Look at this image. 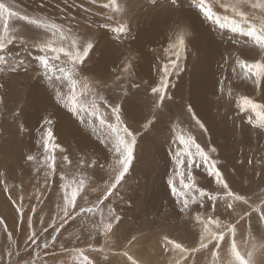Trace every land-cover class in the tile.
<instances>
[{
  "label": "rangeland",
  "instance_id": "obj_1",
  "mask_svg": "<svg viewBox=\"0 0 264 264\" xmlns=\"http://www.w3.org/2000/svg\"><path fill=\"white\" fill-rule=\"evenodd\" d=\"M203 2L223 23L230 18L241 25L238 36L232 38L235 42L242 37L241 33L247 36L250 29L258 34L264 31V0ZM0 3L20 16L60 25L65 33L61 37L59 32L53 34L17 16L8 19L5 32L4 20L0 19V35L6 37V47L0 50V56L5 58L0 61V264H86L85 256L91 264H185V261L237 264L233 244L251 264H264V125L251 108L242 110L244 98L264 105V75L247 74L246 80L249 77L252 80L248 84L240 82L245 89L238 91L229 84L216 83L215 91H207L209 122L193 108L204 128L196 123L186 99L187 72L197 58L195 49L187 44L194 27L189 25L187 11L199 14L202 25L216 24L203 18L201 0H0ZM165 14L168 16L155 24L159 15ZM120 27L125 30L115 31ZM222 29L225 28L210 32L219 33L220 40L232 43L227 38L231 32ZM8 40L13 43L8 44ZM88 43L93 45L88 58L82 65L77 62L73 75L78 100L85 108L94 97L99 101L100 96L109 105H121V120L137 139L130 169L115 194L103 202L99 211L81 214V208L92 207L114 182L119 159L112 147L110 131L102 128L96 117L89 123L87 113L81 121L66 103L72 86L67 79H58L62 75L59 68L74 67L68 53H82ZM224 44L221 42L219 46ZM247 44L251 52L245 62L264 63V47L252 39ZM45 45L65 51L58 54V59H52L57 53L42 51ZM177 52L180 68L171 74L168 97L161 103L151 88L159 83L162 67L176 59ZM227 53L219 52L216 58L217 63L223 59L226 62L217 70L221 82L228 79L230 68L236 67L235 61L230 60L234 54ZM39 55L50 58L52 71L45 73L38 62ZM91 71L100 75H86ZM30 87L41 88L42 96ZM98 106L105 123H115L110 108L103 101ZM57 122L60 124L56 125ZM49 128L53 132L52 143L57 147L46 152L43 141ZM180 136L191 137L209 152L229 189L245 197L247 203L232 201L233 207L228 208L223 200H218L215 206L210 201L202 206L197 200L182 211V198L172 194L168 183L171 180L179 192L178 173L188 182L186 164L178 166L175 159V153L183 150ZM106 139L108 143L102 142ZM49 156L53 157L51 161ZM192 176L197 188L223 195V187L204 168L194 169ZM81 180L84 183L76 206L74 210L69 207L73 218L57 233L56 228L64 218L63 186L68 185L70 193ZM18 208H22V213ZM110 208L121 217L119 222L109 213ZM197 215L204 221H218L208 227L224 232L223 240L205 237L206 246L201 248L204 224L196 220ZM101 219L112 224L110 231L103 230ZM227 225L234 232L227 231ZM33 234L39 247L29 242ZM166 240H173L187 253L174 249L172 244L166 245Z\"/></svg>",
  "mask_w": 264,
  "mask_h": 264
},
{
  "label": "snow or ice",
  "instance_id": "obj_2",
  "mask_svg": "<svg viewBox=\"0 0 264 264\" xmlns=\"http://www.w3.org/2000/svg\"><path fill=\"white\" fill-rule=\"evenodd\" d=\"M201 13L203 15V18L206 20L214 21L217 24H220V18L213 12L211 7H207L204 5L203 0H201ZM17 16L19 19L27 22L28 24L35 25L37 27H40L42 29H47L53 34L59 32L61 37L65 36V33L60 25H57L55 23H46L42 22L37 19H30L28 16H20L19 13L14 12L10 7L6 6L4 3H0V19L4 20V30L7 32L8 28V19L10 17ZM223 27L224 25L221 24ZM125 29L123 27L115 29L117 32H123ZM233 31H239V25L236 24L233 27ZM249 36L254 37V40L257 44H259L261 47H264V31H261L259 34L255 29H250L247 33ZM6 37L4 35H0V50L4 49L6 47L5 44ZM13 43V40H8V44ZM180 44H183V40L180 41ZM93 45L91 43L86 44V46L83 47L82 53L80 51H76L73 53H68L72 57V63L74 67L65 69L63 67L59 68L58 71L62 75L58 77V79H67L71 86H72V94L68 96L66 103L70 105L71 111L80 117L81 121L84 120V113H87V116L89 118V123H91V118L96 117L99 119V124L102 128H106L110 131V138L112 139V147L114 148V151L116 155H118L119 159L116 161V165H118V174L115 176L114 182H112L107 188L106 191H104L103 196L100 200H98L92 207H89L87 209L81 208L80 213H95L99 211L102 207V204L104 201L109 199L112 195L115 194V191L118 188V185L122 181V178L125 177L127 172L130 169L131 162L134 158V147L136 144V135L133 131L129 129L128 126L123 124V121L121 120V110L122 106L119 104H116L115 106L109 105L105 98L103 96L99 97V101H103L104 104L110 108L111 115L114 117L115 123H105V120L101 118L100 114V108L98 106V100L94 97L93 101L90 105H88L87 108H85L84 104L78 100L77 93H76V85L77 81L73 78V75L76 71L75 65L77 62L79 65H82L86 59L88 58V53L92 49ZM42 51H51L53 53H57L56 56H53L52 59H58L59 53H63L65 50L63 48H51L49 45L43 46L41 49ZM4 57L0 56V61H4ZM38 62L42 65V67L45 70V73H48L52 71V67L50 66V58L46 55H39L38 56ZM238 66L245 72V74H252L256 75L257 77L264 75V63L262 62H255V63H246L243 60L237 61ZM180 68L179 65V52L176 53V59L170 60L168 64H165L162 69V75L160 77L159 83L151 88V93L154 95H157L160 99V102L163 103V101L168 97V90L170 88V76L173 73V71H178ZM87 87V85H85ZM59 96V93L57 94ZM244 108H251V110L255 113L258 120L261 122L262 125H264V105L253 103L251 100L244 98L242 101V110ZM90 109V111L88 110ZM189 112H192L193 119L196 120V123L199 124L201 128H204V125L200 122L199 119L196 118L195 113L192 110L191 105H189L188 108ZM48 123H51L50 121ZM53 140V132L51 128H49L45 134H44V148L45 151H51L57 147L54 143H52ZM102 142L108 143V140H103ZM179 143L183 146L182 152L175 153V159L177 165L186 164L187 166V180L188 182L185 183L183 174L178 173L181 175V190L178 192L176 186L173 184L171 180L168 181L171 192L174 196L177 198H182V211L187 209L190 202L199 201L202 206H204L207 202H211L213 206H215L216 202L218 200H223L227 203L228 208H232L233 204L232 201H244L245 197H242L238 194H235L229 189L228 183L225 181L222 173L218 169L216 162L214 160L210 159L209 152H206L198 143H196L191 137H188L185 139L184 136L179 137ZM194 147V151L192 150ZM212 151H215L213 148ZM181 157H186V160H182ZM28 159H32V157H28ZM53 157L49 156L48 160L51 161ZM204 168L206 174L210 178H214L215 182L218 185H221L223 187V195H213L207 192L203 188H197L196 183L194 182V178L192 176V172L194 169ZM83 180L80 181L79 185L77 187H73L71 189V192L68 191V185H64L65 193H64V218L61 222V225L59 228H56V232L59 233L60 229L68 223L69 220L73 218V212L69 211V207L71 206L74 210L76 206V200L78 193L80 189L83 187ZM198 193V195H196ZM18 212L22 213V208L17 209ZM109 213L114 216V219L116 222H119L121 219L120 216L115 215V213L112 212L111 208L109 209ZM196 220L204 224V231L201 234V244L200 247L203 248L206 245L204 244L205 237H211V239L216 240L217 242L223 240L225 233L224 232H215L212 231L208 225L209 224H218V221H212L211 219L204 221L202 218L197 215ZM2 223V221H0ZM101 224L103 226V230L105 232H108L112 228L111 223H104L103 219H101ZM227 231L234 232V228L231 225L226 226ZM53 239H55V236H53ZM29 242L33 246L39 247L37 243V237L35 234L29 236ZM47 241H45V247H47ZM172 244L173 248H180L183 252L187 253V249H183L181 245H177L174 241H168L166 240V245ZM193 252L195 249L192 250ZM232 253L233 256L237 262V264H251V261L248 259H245L244 256L241 255V253L237 250L235 244H233L232 247ZM83 260L86 262V264H91L90 261H88V258L85 256L83 257ZM185 264L187 262L185 261Z\"/></svg>",
  "mask_w": 264,
  "mask_h": 264
},
{
  "label": "bare ground",
  "instance_id": "obj_3",
  "mask_svg": "<svg viewBox=\"0 0 264 264\" xmlns=\"http://www.w3.org/2000/svg\"><path fill=\"white\" fill-rule=\"evenodd\" d=\"M194 1V0H193ZM199 4V6H198ZM196 5V8L199 9L200 8V2H197ZM138 13V12H137ZM186 13V12H185ZM216 13V12H214ZM110 14V13H109ZM188 15V20H190L189 22V25H193L192 29H191V36L190 38H188L187 40V44L190 45L189 47L192 48V49H195L196 53H197V58L194 60L193 63H191V67H190V70L187 72V75L189 76L188 78V82L186 83L187 84V91H186V99L187 101L190 103V105L192 106V109H196L195 112L199 115V117H201L202 119L206 120V123L209 122V119H208V115H207V111L210 107V101L208 99V94H207V91L211 92V91H215V84L216 83H223V84H229L230 87L234 88L235 91H238L239 89H245V87L243 86L242 83L240 82H246V84H248L252 79L251 77L248 78V81L246 80L247 78V75L240 71V69L238 68V64H237V61L238 60H243V61H246L247 60V56L248 54L251 52V49L249 48L248 44H247V40L248 39H252L254 40V37L252 36H249L248 34H246L247 36H244L243 33H241L239 36H242L240 37V39L235 42L232 40L233 37H237L238 33L240 31H233V27L236 25V23H234L232 20H230L229 18V21H225V23H223L222 19H220L221 23L220 24H213L214 21L212 22L213 26L212 25H202L200 24V19H199V14H195L193 11H187V14ZM139 16H142V15H139ZM168 15L165 14V15H159V19L156 20V23H158L159 20L161 19H164L166 18ZM162 17V18H161ZM234 17V16H233ZM145 19V18H144ZM176 20V19H175ZM135 22V21H133ZM170 23V20L167 21ZM208 22V21H207ZM210 22V20H209ZM208 22V23H209ZM131 23V22H130ZM165 23V21L163 22ZM222 25L223 28H225L227 31L231 32L230 34V37L227 36V38H230L231 39V42H226L224 40H220L219 37L221 36V34L219 33H215L217 32V30H221L222 28ZM238 24V23H237ZM239 25V30H241V25ZM217 29H216V28ZM224 29V31H225ZM214 30L215 32L211 33L210 31ZM223 31V29H222ZM223 31V32H224ZM242 32H245V31H242ZM221 33V31H220ZM248 33V32H247ZM226 34V33H225ZM228 34V33H227ZM226 39V37H225ZM229 39V40H230ZM223 42V43H226L225 46H219L220 43ZM228 43V44H227ZM187 46V45H186ZM219 52L221 54H224L226 52H228L227 54H234V58L232 57V59H230L231 61H235L234 63H236V71L232 72L235 68H230V71H228V79L225 81V82H221L218 80V68L219 66L224 62L226 63L225 59H221L222 61L220 63H217L216 61V58L219 54ZM193 53V52H192ZM191 53V54H192ZM228 56V55H227ZM252 56V54L250 55ZM191 58V57H190ZM218 59V58H217ZM251 60V59H250ZM249 60V61H250ZM233 63V64H234ZM249 63V62H247ZM110 64V62H109ZM96 66V65H95ZM112 66V64H111ZM110 67V65H109ZM141 70L142 71H145L146 68L145 66H142L141 65ZM242 70V69H241ZM93 71V70H92ZM92 71L86 75H90V74H95V76H98L100 75L98 73V75H96V73H92ZM93 76V75H92ZM77 78V77H76ZM61 80V79H60ZM69 82V81H68ZM67 82V83H68ZM255 84L256 81L254 82ZM61 84V83H60ZM58 84V86L60 85ZM70 84V82H69ZM71 85V84H70ZM49 86V85H48ZM65 86V85H64ZM185 86V85H184ZM264 86V85H263ZM46 87V86H45ZM63 87V86H62ZM66 87V86H65ZM222 87V86H221ZM260 87V86H259ZM51 88V87H50ZM60 88V87H59ZM262 88V87H261ZM30 89H32V91H39V95L42 96V89H38V88H34V87H30ZM65 89V88H63ZM62 89V90H63ZM248 90L250 89L249 88V85H248ZM45 90V89H44ZM48 90V89H47ZM262 90V89H261ZM53 91V90H52ZM58 91V89H57ZM61 91V90H60ZM64 92H66L65 90H63ZM68 91V90H67ZM182 91V90H181ZM185 91V90H184ZM50 92V91H49ZM60 93V92H59ZM67 93V92H66ZM263 93H264V87H263ZM50 94V93H49ZM63 94V93H62ZM65 94V93H64ZM52 95V94H51ZM64 96V95H62ZM211 100V99H210ZM131 102V101H130ZM52 102L50 101V104ZM132 103V102H131ZM129 104V107H130V103L128 102ZM126 104V105H128ZM51 107V106H50ZM57 107V106H56ZM61 107V106H60ZM63 107V106H62ZM125 108V107H124ZM49 109H54V108H49ZM245 111V110H244ZM61 112V111H60ZM47 113V112H46ZM132 113V112H130ZM64 115V114H63ZM67 115V114H66ZM71 116V115H70ZM134 117V116H133ZM72 118V116H71ZM64 119V117H63ZM68 119V118H67ZM70 120V119H68ZM73 121V120H72ZM188 123V122H187ZM213 123V121H212ZM57 124H60V122H57ZM61 126V125H59ZM57 126V127H59ZM210 127V126H209ZM212 127H214L212 125ZM173 128V127H172ZM216 128V127H215ZM214 128V129H215ZM189 129V128H188ZM210 129V128H208ZM213 129V130H214ZM100 131V130H99ZM165 131V130H164ZM218 131V130H217ZM89 132V131H88ZM95 132V131H94ZM93 132V134H94ZM64 133V132H63ZM66 133V132H65ZM85 133V132H84ZM92 133V132H91ZM184 133V132H183ZM214 133H216L214 131ZM68 134V133H67ZM66 134V135H67ZM210 134V132H209ZM64 135V134H63ZM217 135V134H216ZM74 136V135H72ZM68 137V136H66ZM71 137V135L69 136ZM170 137V136H169ZM75 138V137H73ZM88 139H89V136H88ZM87 139V140H88ZM75 140H78V139H75ZM85 141V140H84ZM81 142V141H80ZM86 144V142H85ZM91 144V143H90ZM95 144V143H94ZM91 146V145H89ZM177 184V183H176ZM136 208V207H135ZM142 223V222H140ZM118 225V224H117ZM159 227V226H158ZM127 228V227H126ZM136 227H134L133 229L135 230ZM139 228V227H138ZM123 229V228H122ZM128 229H129V226H128ZM127 229V230H128ZM119 230V228H118ZM117 230V231H118ZM121 231V230H120ZM132 231V230H131ZM161 231V230H160ZM162 232V231H161ZM115 233V232H114ZM132 233V232H131ZM137 233V232H136ZM135 233V235H136ZM112 234V233H111ZM116 234V233H115ZM165 235V234H164ZM124 236V235H123ZM130 236H132L130 234ZM119 237V236H118ZM111 238H114V237H111ZM172 238V237H171ZM173 241V240H172ZM180 242V241H179ZM114 243H117V242H114ZM110 244V243H109ZM120 244V243H119ZM187 244V243H186ZM171 245V244H170ZM123 246V245H122ZM134 246V245H133ZM136 246V245H135ZM188 246V245H187ZM130 247V246H129ZM109 248V247H108ZM114 248V247H113ZM132 248V246H131ZM120 249H123L121 248L120 246ZM118 251V250H117ZM130 251V249H129ZM133 251V250H132ZM111 252H115V251H112ZM112 254V253H111ZM116 254V253H115ZM114 254V255H115ZM119 254V253H118ZM132 254V253H131ZM139 254V253H138ZM110 255V254H109ZM121 255V254H120ZM133 255V254H132ZM119 256V255H118ZM123 256V255H122ZM128 256V254H127ZM136 256V255H135ZM106 257V256H105ZM139 257V256H138ZM122 258V257H120ZM119 258V259H120ZM137 258V257H135ZM118 259V257H117ZM118 259V260H119ZM133 259V258H132ZM124 260V259H123ZM27 262V261H26ZM92 262V261H91ZM121 262V261H120ZM14 263V262H13ZM32 263V261H31ZM123 263V262H122ZM24 264V263H23ZM29 264V263H28ZM121 264V263H119Z\"/></svg>",
  "mask_w": 264,
  "mask_h": 264
}]
</instances>
